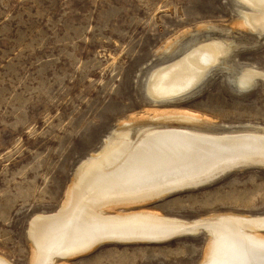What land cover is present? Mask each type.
Here are the masks:
<instances>
[{
    "label": "rangeland",
    "instance_id": "obj_1",
    "mask_svg": "<svg viewBox=\"0 0 264 264\" xmlns=\"http://www.w3.org/2000/svg\"><path fill=\"white\" fill-rule=\"evenodd\" d=\"M245 10L238 0H0L1 256L32 264V219L58 211L79 164L100 151L120 123L148 107L207 120L138 115L135 123L217 131L264 125V78L248 90L233 80L246 66L264 71V33L237 26ZM206 38L235 43L224 66L211 68L201 87L180 100H151L145 88L150 71ZM140 206L187 219L261 215L264 166L235 169ZM206 247L203 231L162 243L110 241L70 262L198 264Z\"/></svg>",
    "mask_w": 264,
    "mask_h": 264
},
{
    "label": "bare ground",
    "instance_id": "obj_2",
    "mask_svg": "<svg viewBox=\"0 0 264 264\" xmlns=\"http://www.w3.org/2000/svg\"><path fill=\"white\" fill-rule=\"evenodd\" d=\"M238 1L249 10L242 11L237 26L264 33V0ZM233 47L234 42L220 38L189 44L182 54L150 71L146 93L154 102L180 100L203 83L211 68L224 66ZM259 78H264L263 70L246 66L233 80L248 90ZM138 115L120 123L101 150L79 164L58 211L32 219V264H71L72 258L110 241L162 243L170 235L201 231L207 236V249L198 264H264V214L216 212L187 219L140 206L228 168L264 164V125L217 131L161 121L137 124ZM165 116L207 120L159 107H148L139 115L142 120ZM0 264L13 263L0 255Z\"/></svg>",
    "mask_w": 264,
    "mask_h": 264
},
{
    "label": "water",
    "instance_id": "obj_3",
    "mask_svg": "<svg viewBox=\"0 0 264 264\" xmlns=\"http://www.w3.org/2000/svg\"><path fill=\"white\" fill-rule=\"evenodd\" d=\"M256 163H257V162H252V163H248V164H244V165H239V166H236V167H233V168H228V169H226V170H224V171H222V172H220V173H218V174H214V175H212V176H209V177L205 178L204 180H201V181H199V182H195V183H193V184H191V185H189V186H184L183 188H180V189H177V190H171V191L168 192V194H166L165 196H169V195H171V194H173V193H177V192L183 191V190H181V189L186 190V189H191V188H196V187H202V186H205V185H207V184H209V183H212V182H214L215 180H217V179L223 177L225 174H227L228 172H230V171H232V170L239 169V168H243V167L248 166V165H250V164H256ZM258 164H260V163H258ZM262 165L264 166V164H262ZM174 236H176V235H175V234H174V235H170V236H168L167 238L162 239V240H160V241H161V242H166V241L172 240V239L176 238V237H174ZM170 238H171V239H170Z\"/></svg>",
    "mask_w": 264,
    "mask_h": 264
}]
</instances>
